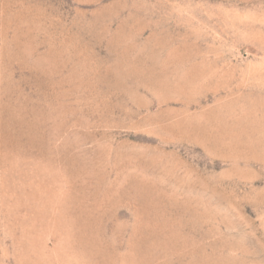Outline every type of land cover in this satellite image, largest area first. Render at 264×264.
Wrapping results in <instances>:
<instances>
[{"label":"rangeland","instance_id":"rangeland-1","mask_svg":"<svg viewBox=\"0 0 264 264\" xmlns=\"http://www.w3.org/2000/svg\"><path fill=\"white\" fill-rule=\"evenodd\" d=\"M0 264H264V0H0Z\"/></svg>","mask_w":264,"mask_h":264}]
</instances>
